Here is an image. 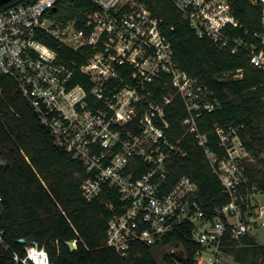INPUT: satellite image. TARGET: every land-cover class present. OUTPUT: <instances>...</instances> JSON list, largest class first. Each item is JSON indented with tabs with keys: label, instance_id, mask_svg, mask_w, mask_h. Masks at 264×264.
Wrapping results in <instances>:
<instances>
[{
	"label": "built area",
	"instance_id": "1",
	"mask_svg": "<svg viewBox=\"0 0 264 264\" xmlns=\"http://www.w3.org/2000/svg\"><path fill=\"white\" fill-rule=\"evenodd\" d=\"M60 1L8 0L0 5V79L13 81L54 144L82 162L87 176L80 190L86 202L103 190L115 193L100 197L111 213L107 247L125 256L134 243L158 245L189 228L190 239L199 246L195 263L223 264L227 235H256L264 227V202H254V190L241 192L250 153L239 126L215 125L211 133L221 153L211 149L196 118L220 104L207 86L178 66L162 18L145 0H87L79 16L68 21L55 16ZM169 1L198 37L232 53L244 49L250 64L264 70V0H246L259 9V29L253 30L242 28L236 17L239 0ZM44 36L71 50V56L61 58L42 41ZM159 80L162 91L156 94L150 85ZM177 97L186 110L181 120L185 133L193 135L229 197L212 217L198 199L194 180L181 175L172 182L169 176L167 162L186 155L182 137L172 141L168 136L166 108ZM134 159L145 171L136 172ZM4 163L0 153V168ZM4 203L0 192V217ZM13 259L49 264L46 250L32 242L26 243L23 257L14 253Z\"/></svg>",
	"mask_w": 264,
	"mask_h": 264
},
{
	"label": "trees",
	"instance_id": "2",
	"mask_svg": "<svg viewBox=\"0 0 264 264\" xmlns=\"http://www.w3.org/2000/svg\"><path fill=\"white\" fill-rule=\"evenodd\" d=\"M145 1L162 18L178 66L207 86L220 104L219 108L202 112L196 118L200 132L208 134L211 149L221 153L217 136L211 133L214 126H239L243 146L262 163V168L247 163L246 182L241 192H251L252 188L264 192V70L250 64L244 49L232 53L228 47L212 44L207 37H198L169 0ZM88 4L87 0H62L57 3L55 16L68 21L79 16V9ZM235 14L242 28L259 29V9L246 0L237 2ZM234 32L241 35L242 29ZM42 41L61 58L72 54L52 37L44 36ZM237 73L240 75L235 76ZM74 82L85 85L78 79ZM161 87L162 80L150 85L156 94L162 91ZM0 88V153L5 161L0 168V192L5 200L0 217L4 229L0 264H19L13 254L23 257L27 242L44 248L49 264H158L154 249L174 245L182 247L178 253H182L186 264H196L194 254L199 246L190 239L189 228L184 233L172 234L158 245L134 243L125 256L107 247L105 230L111 213L100 197H115V193L111 195V191L103 190L94 201L86 202L80 190L87 176L82 162L54 144L49 130L15 90L12 80L1 78ZM185 116L184 104L177 97L166 108L170 123L168 136L172 141L182 137L180 146L186 155L173 156L167 162V169L172 182L186 175L197 183L198 199L205 205L208 217H212L215 208L226 203L229 197L193 135L185 133L181 124ZM134 160L136 172L145 171V165ZM67 240L75 241L76 249L70 250ZM222 252L232 255L239 264H264V244L258 243L253 235L238 238L227 235ZM178 253L171 254L181 263ZM169 254L165 253L163 259L172 262Z\"/></svg>",
	"mask_w": 264,
	"mask_h": 264
},
{
	"label": "rangeland",
	"instance_id": "3",
	"mask_svg": "<svg viewBox=\"0 0 264 264\" xmlns=\"http://www.w3.org/2000/svg\"><path fill=\"white\" fill-rule=\"evenodd\" d=\"M250 165L256 166V168H262V163L258 160H256L255 158L252 157V155H250V159L247 162ZM254 190V195H252L254 202H264V192H261L260 190H256L255 188H252L250 191ZM256 240L258 243L260 244H264V227H259L258 230L256 231ZM182 251V247L180 245H174V246H170V247H166V246H158L154 249L153 251V255L156 258L158 264H183L182 262H177L175 261L174 257L172 256L171 253H178ZM167 253L169 254L168 257L170 259H172V262L169 261H165L163 258L164 254ZM223 264H239L237 262H235L232 259V255L229 254H224L223 256Z\"/></svg>",
	"mask_w": 264,
	"mask_h": 264
},
{
	"label": "water",
	"instance_id": "4",
	"mask_svg": "<svg viewBox=\"0 0 264 264\" xmlns=\"http://www.w3.org/2000/svg\"><path fill=\"white\" fill-rule=\"evenodd\" d=\"M6 1H8V0H0V5L3 4V3H5ZM55 9H56V8H54V10H55ZM18 241H19L20 243H24V239H23V238H19ZM65 243L68 245V247H69L70 250L76 249V242H75V241L67 240V241H65ZM177 259H178L179 261H182L183 264H186V263L183 261L184 258H183L182 253H178V254H177Z\"/></svg>",
	"mask_w": 264,
	"mask_h": 264
},
{
	"label": "crops",
	"instance_id": "5",
	"mask_svg": "<svg viewBox=\"0 0 264 264\" xmlns=\"http://www.w3.org/2000/svg\"><path fill=\"white\" fill-rule=\"evenodd\" d=\"M254 237H255V239H256V235H253Z\"/></svg>",
	"mask_w": 264,
	"mask_h": 264
}]
</instances>
